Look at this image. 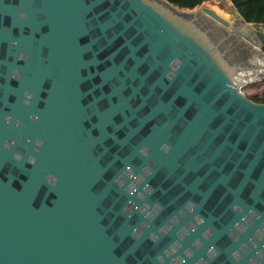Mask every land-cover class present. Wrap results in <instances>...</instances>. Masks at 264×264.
<instances>
[{
  "label": "water",
  "instance_id": "95a60500",
  "mask_svg": "<svg viewBox=\"0 0 264 264\" xmlns=\"http://www.w3.org/2000/svg\"><path fill=\"white\" fill-rule=\"evenodd\" d=\"M204 11L248 60L168 0H0V264H264V31Z\"/></svg>",
  "mask_w": 264,
  "mask_h": 264
},
{
  "label": "flooded vegetation",
  "instance_id": "af4514ba",
  "mask_svg": "<svg viewBox=\"0 0 264 264\" xmlns=\"http://www.w3.org/2000/svg\"><path fill=\"white\" fill-rule=\"evenodd\" d=\"M204 8L202 7V9L193 12V17H195L196 23L200 28L208 34L215 44H219L223 48V51L229 58L238 63L248 60L252 52L248 42L239 40L242 39L239 36L230 35L229 31L218 23L217 19L204 11Z\"/></svg>",
  "mask_w": 264,
  "mask_h": 264
},
{
  "label": "trees",
  "instance_id": "16d2710c",
  "mask_svg": "<svg viewBox=\"0 0 264 264\" xmlns=\"http://www.w3.org/2000/svg\"><path fill=\"white\" fill-rule=\"evenodd\" d=\"M180 8H194L207 0H168ZM237 12L250 23L264 27V0H230ZM253 93L247 94L251 99L264 102V79L254 87Z\"/></svg>",
  "mask_w": 264,
  "mask_h": 264
},
{
  "label": "rangeland",
  "instance_id": "374dc122",
  "mask_svg": "<svg viewBox=\"0 0 264 264\" xmlns=\"http://www.w3.org/2000/svg\"><path fill=\"white\" fill-rule=\"evenodd\" d=\"M221 5L224 6V8H221ZM202 7H208V8H212L215 9L216 11H218L220 14H222L223 16H225L226 18H229L231 15H236L237 12H235V10H233L232 6H231V2H229L228 0H207L205 2H203V4L195 7V8H180L178 7V9L180 11H184L187 13H193L195 11H198L199 9H202ZM232 12V13H231ZM262 30L264 31V27H262ZM260 74V75H259ZM263 74L264 73H257V76L255 79L249 81L248 83H244L242 84V90H244V92H248L246 94L249 93H253V91L255 90L254 87H256L262 80H263ZM261 76V77H260ZM261 78V79H259Z\"/></svg>",
  "mask_w": 264,
  "mask_h": 264
},
{
  "label": "clouds",
  "instance_id": "9594fccd",
  "mask_svg": "<svg viewBox=\"0 0 264 264\" xmlns=\"http://www.w3.org/2000/svg\"><path fill=\"white\" fill-rule=\"evenodd\" d=\"M18 15H19V18H21V19H24V18L26 17V13H24V12H19ZM10 43H11V45H12L13 47L16 45V41H15V40L11 41ZM20 58L22 59L23 56H21ZM18 76H19V73L17 72V70L14 69V70H13V77H14V78H18ZM25 95H26V97H28V99H25L23 102H24L25 104H27V103L29 102V99H30V97H31V94H30V93H26ZM8 119H10V117H9ZM17 123H19V121H18ZM7 146H8V145H6V147H7ZM14 158H15L16 160H20V159H21V156H20L19 153H16V154H14ZM29 162H30V163L32 162L31 159H30ZM49 181H50L51 183H55V178H54V177H49ZM189 203H191V202H189Z\"/></svg>",
  "mask_w": 264,
  "mask_h": 264
},
{
  "label": "bare ground",
  "instance_id": "6f19581e",
  "mask_svg": "<svg viewBox=\"0 0 264 264\" xmlns=\"http://www.w3.org/2000/svg\"><path fill=\"white\" fill-rule=\"evenodd\" d=\"M218 12V11H217ZM219 13V12H218ZM220 14V13H219ZM222 15V14H221ZM223 16V15H222ZM225 17V16H224ZM260 72V73H264V69H256L254 72H249V76L247 77H240V79H238L239 83L241 84H244V83H248L249 81L253 80L256 78L257 76V73ZM255 73V74H253ZM260 75V74H259ZM257 80V79H255Z\"/></svg>",
  "mask_w": 264,
  "mask_h": 264
},
{
  "label": "crops",
  "instance_id": "0c3cea01",
  "mask_svg": "<svg viewBox=\"0 0 264 264\" xmlns=\"http://www.w3.org/2000/svg\"><path fill=\"white\" fill-rule=\"evenodd\" d=\"M229 2H231L230 0H228ZM231 6H232V8H233V10H235V12H237V10H236V8L234 7V5H233V3L231 2ZM232 13V12H231ZM259 61H261V60H255V62L254 63H258ZM242 84V83H241ZM243 89V88H242ZM244 91V90H243ZM246 92V91H245ZM246 93H248V92H246Z\"/></svg>",
  "mask_w": 264,
  "mask_h": 264
},
{
  "label": "built area",
  "instance_id": "2783aa9c",
  "mask_svg": "<svg viewBox=\"0 0 264 264\" xmlns=\"http://www.w3.org/2000/svg\"><path fill=\"white\" fill-rule=\"evenodd\" d=\"M263 26H261V28H262ZM259 79H261V78H259ZM264 79V78H263Z\"/></svg>",
  "mask_w": 264,
  "mask_h": 264
}]
</instances>
